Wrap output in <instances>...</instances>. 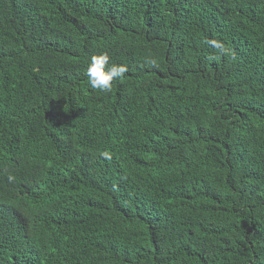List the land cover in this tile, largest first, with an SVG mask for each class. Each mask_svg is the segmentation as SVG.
<instances>
[{
    "label": "trees",
    "instance_id": "obj_1",
    "mask_svg": "<svg viewBox=\"0 0 264 264\" xmlns=\"http://www.w3.org/2000/svg\"><path fill=\"white\" fill-rule=\"evenodd\" d=\"M0 264H264V0H0Z\"/></svg>",
    "mask_w": 264,
    "mask_h": 264
},
{
    "label": "clouds",
    "instance_id": "obj_2",
    "mask_svg": "<svg viewBox=\"0 0 264 264\" xmlns=\"http://www.w3.org/2000/svg\"><path fill=\"white\" fill-rule=\"evenodd\" d=\"M213 47L224 51V45L219 41H209ZM109 55L107 53H100L98 55L91 56L87 69L86 77L89 86L96 91L102 93H109L112 91L113 82L118 79H123L125 73L128 71L126 65L123 64H111L109 65ZM105 158H110V154L105 151L102 153ZM15 179L14 176L9 175L8 180L11 182Z\"/></svg>",
    "mask_w": 264,
    "mask_h": 264
}]
</instances>
